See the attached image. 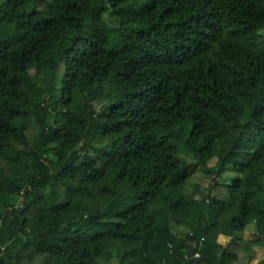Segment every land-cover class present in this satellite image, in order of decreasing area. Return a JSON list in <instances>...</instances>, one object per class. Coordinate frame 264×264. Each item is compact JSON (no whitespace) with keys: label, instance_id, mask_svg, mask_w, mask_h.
I'll return each mask as SVG.
<instances>
[{"label":"trees","instance_id":"1","mask_svg":"<svg viewBox=\"0 0 264 264\" xmlns=\"http://www.w3.org/2000/svg\"><path fill=\"white\" fill-rule=\"evenodd\" d=\"M254 263L264 0H0V264Z\"/></svg>","mask_w":264,"mask_h":264},{"label":"rangeland","instance_id":"2","mask_svg":"<svg viewBox=\"0 0 264 264\" xmlns=\"http://www.w3.org/2000/svg\"><path fill=\"white\" fill-rule=\"evenodd\" d=\"M253 227L252 226H250L247 230H246V232H245V234H244V237L246 238V239H250V238H252L253 237ZM220 241L221 242H223V243H227V239L226 238H221L220 239ZM255 256H256V261L258 262L260 259H261V257L263 256V251L262 250H256V253H255ZM255 264V263H254Z\"/></svg>","mask_w":264,"mask_h":264},{"label":"crops","instance_id":"3","mask_svg":"<svg viewBox=\"0 0 264 264\" xmlns=\"http://www.w3.org/2000/svg\"><path fill=\"white\" fill-rule=\"evenodd\" d=\"M223 243V242H222ZM226 243V242H225Z\"/></svg>","mask_w":264,"mask_h":264},{"label":"built area","instance_id":"4","mask_svg":"<svg viewBox=\"0 0 264 264\" xmlns=\"http://www.w3.org/2000/svg\"><path fill=\"white\" fill-rule=\"evenodd\" d=\"M198 257V256H197Z\"/></svg>","mask_w":264,"mask_h":264}]
</instances>
